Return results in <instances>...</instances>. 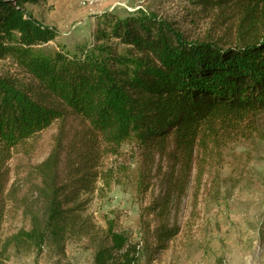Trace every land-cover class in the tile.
<instances>
[{
  "label": "trees",
  "instance_id": "trees-1",
  "mask_svg": "<svg viewBox=\"0 0 264 264\" xmlns=\"http://www.w3.org/2000/svg\"><path fill=\"white\" fill-rule=\"evenodd\" d=\"M39 1L0 0V59L23 75L0 72V264L64 253L70 241L92 248L93 264L152 262L180 232L171 216L199 153L264 111V0H200L224 29L200 39L152 12L106 11L84 55L43 47L56 34L29 9ZM129 142L143 155V193L155 164L167 166L138 241L116 216L101 225L86 212L98 181L114 179L107 161ZM197 201L198 192L192 211Z\"/></svg>",
  "mask_w": 264,
  "mask_h": 264
},
{
  "label": "rangeland",
  "instance_id": "rangeland-1",
  "mask_svg": "<svg viewBox=\"0 0 264 264\" xmlns=\"http://www.w3.org/2000/svg\"><path fill=\"white\" fill-rule=\"evenodd\" d=\"M200 0H102L88 5L82 0H40L29 5L40 21L55 30L56 37L43 47L62 48L86 54L96 43L98 15L114 11L120 16L137 9L178 22L192 38L220 35L224 29L213 20ZM0 72L23 77L12 59H0ZM50 130L44 135L37 160L49 151ZM217 145L202 150L195 159L193 176L171 222L180 232L170 247L152 262L139 264H264V111L255 123L245 122L225 131ZM15 157L10 165L16 162ZM157 163V161H156ZM114 172L111 184L98 181L86 205V212L103 225L106 216H116L121 229L140 239V214L164 186L161 175L166 161L154 166L146 193L140 191L143 155L131 142L120 155L110 157ZM161 169V170H160ZM202 173L201 181L196 175ZM198 192L197 209L192 199ZM87 198V196H84ZM20 226V222L15 223ZM5 230H11L6 222ZM94 250L85 242H68L64 253L45 248L41 253L13 256L6 264H93Z\"/></svg>",
  "mask_w": 264,
  "mask_h": 264
},
{
  "label": "built area",
  "instance_id": "built-area-1",
  "mask_svg": "<svg viewBox=\"0 0 264 264\" xmlns=\"http://www.w3.org/2000/svg\"><path fill=\"white\" fill-rule=\"evenodd\" d=\"M83 3L88 4V5H92L95 4V0H82Z\"/></svg>",
  "mask_w": 264,
  "mask_h": 264
},
{
  "label": "bare ground",
  "instance_id": "bare-ground-1",
  "mask_svg": "<svg viewBox=\"0 0 264 264\" xmlns=\"http://www.w3.org/2000/svg\"><path fill=\"white\" fill-rule=\"evenodd\" d=\"M100 1H102V0H95V4H96V3H99Z\"/></svg>",
  "mask_w": 264,
  "mask_h": 264
}]
</instances>
